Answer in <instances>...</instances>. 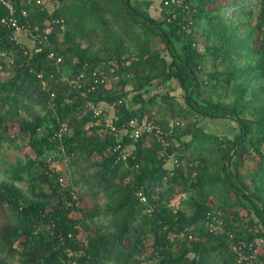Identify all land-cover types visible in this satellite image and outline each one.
<instances>
[{"label": "trees", "instance_id": "16d2710c", "mask_svg": "<svg viewBox=\"0 0 264 264\" xmlns=\"http://www.w3.org/2000/svg\"><path fill=\"white\" fill-rule=\"evenodd\" d=\"M131 1L25 5L27 19L18 15L33 33L52 27L39 52L0 30V69L11 74L0 81V148L20 154L12 181L0 183L9 211L0 264H264L256 242L264 240V0H162L159 19ZM6 13L0 4V18ZM95 72L106 82L89 90ZM82 73L87 97L70 82ZM173 81L185 106L171 91L145 95ZM91 103L113 106L118 126L154 121L167 147L152 133L127 136L123 160ZM166 106L186 124L165 120ZM206 119L231 120L238 131L209 133ZM171 155L178 166H168ZM177 196L186 208H173Z\"/></svg>", "mask_w": 264, "mask_h": 264}, {"label": "built area", "instance_id": "2783aa9c", "mask_svg": "<svg viewBox=\"0 0 264 264\" xmlns=\"http://www.w3.org/2000/svg\"><path fill=\"white\" fill-rule=\"evenodd\" d=\"M33 1H35L36 4H43L45 6H47L51 2V0H23L20 2L21 5L24 4L23 7H18L17 0H0V4L3 5L7 10L6 15L0 18V30L1 29L11 30L13 32L12 39L16 41H21L22 43L26 37L27 40H29L32 43V46H34L32 47L34 49H31L30 51L39 52L41 50V47L39 46V44H41L43 41H46V42L48 41L49 35L52 32V27L48 25L44 29V33H39L38 29L36 30L37 33H33L32 30L30 29V26L28 25L27 20L25 23L24 22L22 23V21L19 18L20 16L18 15V11H20L21 17L24 19H27L29 11L25 5H30L32 4ZM181 2L182 0H170V1L168 0V1H165V4L175 5L176 7H178ZM37 43H38V46H37ZM50 57L53 59L55 58L53 52L50 53ZM61 62H62V56H58L56 58V63L59 64ZM94 77H95L94 82H93L94 85H91L89 90L98 88L99 84H103L106 82V78L98 77L97 72L94 73ZM84 78H85V75L82 73L80 74L79 79L74 78L70 80V82L73 85V87L81 91V94L83 97H87V93L81 90L84 85V83H82L81 80ZM84 82L85 84L90 85V82H88L86 79ZM110 108H113V106H110L109 104H106V103H99V104L91 103V106H90V109L94 113L95 117L105 115L104 117L106 120V125L103 131L111 135H114L116 137L117 143L110 149L112 153L119 152L120 157L123 160H126L129 156L130 150H129L128 145L126 146L123 145V141L125 137L128 136L133 140H137L145 132L157 135L159 140L162 142V144L165 147H167L168 142L164 138L165 133L162 130V128L159 125H157L154 121L150 120V121L140 122L138 121V119L134 118V119L129 120L122 126H118L116 123L118 118L114 111L112 113L111 111H109ZM66 131H67V125H64L61 127L58 135L62 136ZM169 162H171V165L173 167H176L179 165V158L175 155H171L168 160V163ZM59 181L62 184L65 183L63 177H61ZM140 197H141V202L146 207H149L147 197L143 193L140 194ZM75 199H76V196H75ZM150 209L151 208H149V210ZM213 220L218 222L219 227L222 226L221 219H218L216 216H214ZM256 242L259 246L264 245L263 239L256 240ZM233 248L235 251H237L240 254L241 260L251 261V259L253 258V255L245 254L244 252L239 250V247L234 246Z\"/></svg>", "mask_w": 264, "mask_h": 264}, {"label": "rangeland", "instance_id": "374dc122", "mask_svg": "<svg viewBox=\"0 0 264 264\" xmlns=\"http://www.w3.org/2000/svg\"><path fill=\"white\" fill-rule=\"evenodd\" d=\"M132 2V1H131ZM162 0H152V3L150 4H142L140 5L141 7H137L141 10H143V6H145L144 10L147 11L149 13V15H151L154 18L159 19L161 16V11H162ZM133 4V3H132ZM135 6V4H133ZM138 5V4H136ZM150 5V6H149ZM136 7V6H135ZM150 7V8H149ZM60 41L62 42V38L60 39ZM62 44V43H61ZM161 44H157L156 47H160ZM62 47V45H61ZM11 74L9 73V71L4 70V69H0V81L1 80H5L6 78H8ZM203 76V75H201ZM132 91V93H135V86H132L130 88H128ZM169 91H171V93L178 99V102L180 105H184V101L181 97V90L178 88V84L177 82H168L166 84L160 85L157 82L154 83V85L149 88V90L146 92L147 94H145L146 96H154L157 95L159 99H161L162 97H164ZM264 101V99L262 100ZM111 113L114 111L113 108H110ZM178 111L175 114H172L170 108L168 106H166L162 112V116L165 118V120L167 121H180L177 122L179 123V125H183V122L186 124V119H184L183 117L178 116ZM157 117L161 118V115L159 114ZM179 118V119H176ZM193 119H195V117L193 116ZM200 126L207 132L209 133H214V134H219L221 136H229V137H233L234 134L238 131V126L235 122L231 121V120H204L202 122H200ZM19 145H21L22 147L26 146V141L24 139H22L21 137L18 140ZM19 151H16L14 149V147H10L9 145H5L4 147L0 148V183L2 181H12L11 180V175H12V171H11V165H13L17 158H18ZM187 161L184 160L183 163L185 164ZM253 163H248L247 166L245 167V170H248L252 167ZM53 166L56 167L57 169H66V166L61 165L59 162H54ZM249 171V170H248ZM70 180L69 179V175L67 174L66 177L64 178L65 183ZM18 185H20V187L23 190H27V185L25 183H20L17 182ZM173 208H186V205L183 203V198L177 196L173 199ZM8 210H2L0 208V221L2 222L3 220L6 219L7 215H8ZM241 215H243L244 218H247V212L245 208H241L240 210ZM247 220V219H246ZM216 227V226H215ZM216 230H219L218 227L215 228ZM12 264H20L18 258L16 257L14 259V262Z\"/></svg>", "mask_w": 264, "mask_h": 264}, {"label": "crops", "instance_id": "0c3cea01", "mask_svg": "<svg viewBox=\"0 0 264 264\" xmlns=\"http://www.w3.org/2000/svg\"><path fill=\"white\" fill-rule=\"evenodd\" d=\"M132 3L135 4V6H136V8H137V7H141L140 5H142V4H145V5H146V4H150V3H152V0H132ZM136 4H138V5H136ZM149 6H150V5H149ZM144 7H145V6H143V8H142L143 10H142V11L147 12V11L144 10V9H145ZM149 8H150V7H149ZM138 9H139V8H138ZM140 10H141V9H140ZM168 166H169V167L172 166V165H171V162L168 163Z\"/></svg>", "mask_w": 264, "mask_h": 264}, {"label": "water", "instance_id": "95a60500", "mask_svg": "<svg viewBox=\"0 0 264 264\" xmlns=\"http://www.w3.org/2000/svg\"><path fill=\"white\" fill-rule=\"evenodd\" d=\"M129 2V0H127Z\"/></svg>", "mask_w": 264, "mask_h": 264}]
</instances>
